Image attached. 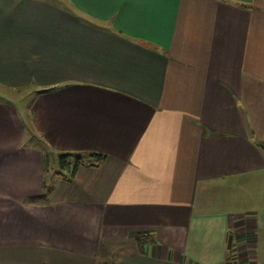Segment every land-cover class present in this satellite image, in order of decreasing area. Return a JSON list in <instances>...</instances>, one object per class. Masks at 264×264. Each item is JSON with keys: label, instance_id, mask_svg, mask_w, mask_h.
<instances>
[{"label": "crops", "instance_id": "1", "mask_svg": "<svg viewBox=\"0 0 264 264\" xmlns=\"http://www.w3.org/2000/svg\"><path fill=\"white\" fill-rule=\"evenodd\" d=\"M62 1L0 0V264H264V0Z\"/></svg>", "mask_w": 264, "mask_h": 264}, {"label": "trees", "instance_id": "2", "mask_svg": "<svg viewBox=\"0 0 264 264\" xmlns=\"http://www.w3.org/2000/svg\"><path fill=\"white\" fill-rule=\"evenodd\" d=\"M47 91L42 90L40 92ZM58 159V167L54 168L53 172L54 180L51 184L47 182L45 177V182L43 184V190L40 194L29 199L30 203L46 202L51 194L52 185L57 179H61L66 182L73 181L76 172L80 166H99L105 159V155L95 152H90L86 155H78L72 153H58L56 154ZM48 156V154H47ZM48 168V164L46 166ZM46 168V172H47ZM154 235L150 233H140L136 237L137 249L141 254L145 253L146 246L150 243L155 242ZM98 264H117L114 258L105 259L100 261Z\"/></svg>", "mask_w": 264, "mask_h": 264}, {"label": "rangeland", "instance_id": "3", "mask_svg": "<svg viewBox=\"0 0 264 264\" xmlns=\"http://www.w3.org/2000/svg\"><path fill=\"white\" fill-rule=\"evenodd\" d=\"M36 1L43 2V3H46V2L58 3V4L66 6L67 9L72 10V8L68 4H65V2H63L62 0H36ZM35 88L36 87L34 85H27V86H24V88H20L18 90L17 89H15V90L10 89V90H12L13 94L10 95V97L12 99L9 98V101L12 102L13 110L15 111L16 116L18 117L19 121L23 124H26L28 122L29 115L26 113V107L25 106H26L27 102H29L31 99L30 98L31 97L30 92H32V91L34 92ZM48 159L49 160L47 163L48 168H47V172H46V179H47V182L49 184H51L54 180V177H53L54 176L53 172L55 171L54 168L58 167V159H57V157H51Z\"/></svg>", "mask_w": 264, "mask_h": 264}]
</instances>
